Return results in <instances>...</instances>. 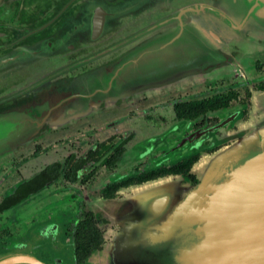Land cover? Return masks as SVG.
<instances>
[{"label": "water", "instance_id": "1", "mask_svg": "<svg viewBox=\"0 0 264 264\" xmlns=\"http://www.w3.org/2000/svg\"><path fill=\"white\" fill-rule=\"evenodd\" d=\"M172 1L89 2L81 19L84 29L91 25L87 43L105 32L111 14L122 16L124 9L136 19L123 28L118 23L115 42L81 64L123 52L73 79L64 76L71 66L62 64L55 74L11 85L3 101L9 104L0 107V153L55 123L69 125L121 100L235 69L233 47L250 16L264 34V0H198L168 12ZM256 104L253 114L261 120L206 156L196 166L198 183L162 179L124 199H107L111 210L120 209L103 217L123 229L116 247L102 254L113 259L105 264H264V102ZM19 263L43 264L28 254L0 257V264Z\"/></svg>", "mask_w": 264, "mask_h": 264}, {"label": "flooded vegetation", "instance_id": "2", "mask_svg": "<svg viewBox=\"0 0 264 264\" xmlns=\"http://www.w3.org/2000/svg\"><path fill=\"white\" fill-rule=\"evenodd\" d=\"M91 1L93 0H3L0 3V18L7 17L8 22L0 19V23L5 25L0 26V54L17 51L14 60L3 59L0 64L12 61L10 65L13 68L14 65H19L18 58L25 63L31 61L35 65H25L27 72L20 69V72L25 73L21 80H37L41 74L48 73L52 69L51 66L55 65L50 63V54L59 51L66 56L67 63H70L71 67L74 66L73 70H90L94 62L84 64L81 62L100 50L109 48L120 35V30L106 29L96 42L89 37L87 40L89 42L81 45L82 41L77 40L76 36L81 34L87 22L82 23L81 16L86 9L85 5ZM105 1L110 6H117L125 4L127 0ZM126 4L125 10L131 5L130 1ZM111 11L118 12L119 9L112 8ZM55 43L57 48L54 46ZM30 50L34 52L30 53ZM24 54L25 59H22ZM246 55L234 71L223 73L216 78L176 86L161 93L143 95L81 119L73 126L79 124L76 127L79 129L77 132L79 136L50 146L43 147L37 144L32 154L23 156L20 161L13 159L11 164L8 163L10 157L20 155L24 150L17 149L14 154L11 152L1 156L0 174L3 172L5 174L0 179V206L14 195L21 185L53 163L64 162L71 155L80 159L87 151L109 141L113 142L114 148L121 146L123 149L113 167L101 165L112 151L110 150L98 162L79 170L75 181L56 179L20 202L0 211V216L9 210L79 212L74 218L70 216L67 223L50 224L40 232H35V227H39L40 224L33 222L21 237L11 232L8 226L0 224L3 239L0 241V250L25 251L43 264H87V259L95 251L102 249L106 233L116 227L99 214L88 211L84 197L97 196L106 199L105 190L130 178L153 177L141 184L170 176L178 177L185 183H198L194 167L203 157L229 145L227 141L229 135L225 136L226 132L236 131L239 123L248 120L253 93L264 92V61L254 60L250 64ZM77 64L80 66H75ZM18 71L19 69L13 72L16 78L19 76ZM21 80L20 82H24ZM217 98L223 102L227 100V104L216 109H208L192 119L178 117L176 108L179 105L206 103ZM44 135L36 137L34 141L46 137ZM73 139L75 142L80 141L82 151L69 152L63 154L61 158L57 155L51 156L52 151L66 146ZM87 140L89 142H86ZM8 164L10 168L5 172ZM124 164L130 168L129 171L125 170L123 176L111 179L110 177ZM187 165L190 166L189 170L184 172ZM103 173L106 174L101 178L100 175ZM97 179L99 180L94 188L89 189V184ZM128 187L131 186L118 188L113 198L118 196L121 189ZM61 190L67 192L63 193L66 196L60 195ZM83 213H92L97 220L85 226L96 228L87 234L91 239L95 237L98 245L92 249L83 263H78L74 239ZM65 216L64 214V220Z\"/></svg>", "mask_w": 264, "mask_h": 264}, {"label": "rangeland", "instance_id": "3", "mask_svg": "<svg viewBox=\"0 0 264 264\" xmlns=\"http://www.w3.org/2000/svg\"><path fill=\"white\" fill-rule=\"evenodd\" d=\"M196 1H198V0H173L169 4V6H166V7H168L167 11L168 12L169 11H173L176 8H179V7H182V6H186V5H190V4H192V3L196 2ZM1 2H3V0H0V3ZM156 13H157V15H160L159 14L160 13L159 9L156 10ZM161 13H162V11H161ZM0 19H2L4 21H7V17H3V18H0ZM0 26H5V25L0 23ZM240 35L241 36H238V40L240 38V40L237 41L238 45L235 44L234 47H233V48L237 49V52H236L237 53L236 54L237 63H241L243 61V59L245 57V54H247L246 55V57H247L246 59H247V61L250 64L254 60L264 61V34H260V28L257 26L256 22L253 20V18L251 16H250V20L245 22V24L243 25V28H242V30L240 32ZM54 46L57 48L56 43L54 44ZM23 50H24V52L26 51L25 49H23ZM57 50H59V48ZM16 51L17 50L7 51V52H4V53H1L0 54V62L3 59L6 60V59H9L12 56H14L16 54ZM24 57H25V54L22 56V59H25ZM18 59H19L18 60L19 61L18 62L19 65H16V66L14 65L13 66V68H16V69L18 68L19 69V71H18L19 76L17 77L18 79L16 78V74H13V70H12L11 65H10L12 61L7 62L5 64H0V107H4L7 104H9L8 102H6V101L3 102V101L6 100V98H8L10 96L11 91H12L11 85H13L16 81L20 82V80L22 78H24L25 73L23 74V72H20V69H22L21 71H26L27 72V69H26L25 65H27V64H30L32 66L35 65V63H33L31 61H28V62L25 63L23 60L20 61V58H18ZM67 62L68 61L66 60V56H64L63 53L59 54L56 51L55 53L50 54V63L51 64H55V65L51 66L52 69L53 68H57L58 66H60L62 64H67V66H70V63H67ZM75 66H80V65L77 64ZM72 67H74V66H72ZM72 67H71L70 70L66 71V75H64V76H67L68 79H73L79 73L85 72L84 69H82V71L81 70L77 71V70H73ZM23 68H24V70H23ZM52 69L50 70L51 75L55 74L56 72H58L57 69H53L54 71H52ZM85 69H86V67H85ZM10 71H11L12 75L10 74ZM40 71H42V70H40ZM21 74H23V75L21 76ZM219 75H220V73L216 74V75H213L211 77H204V78L194 79L191 82L190 81H186V82L183 81V83L179 84L178 86L189 84L188 82L194 83V82H197V81H200V80L202 81V80H208L209 78H216ZM30 77H31V75H30ZM247 79H249V77H247ZM21 81L26 82L25 80H21ZM219 85H222V84H219ZM147 90H149V89H147ZM147 90H145V91H147ZM151 93H152V91H151ZM148 94H150V91L146 92V94H144V95H148ZM241 94L243 96V93H241ZM254 100H255V103L253 104ZM263 102H264V92H257V93L255 92V93H253L252 99H251V111L249 113L248 120L245 121V122L239 123L238 124L239 125L238 129L236 131L226 132L225 136H228V135H231L233 133L238 132L240 130V128L247 126L251 122L252 123L253 122L257 123V121L261 120L262 117H258V116L253 114V109H254L253 106H255L256 103H257L256 105H259V104L261 105V104H263ZM108 108H112V106H110V107L108 106L107 108L106 107L102 108V109H100L97 112H100V111L108 109ZM75 123L76 122L71 121V123H70L71 125H65V126H62V127H55L56 126V123H55V124H53L54 125L53 127L47 126L43 131H41V133H39L37 135L33 136L31 134H27V135L23 136V139H21L19 141V144H17L12 150L0 153V157L3 156L4 154H8V153H11V152L14 154V153H16L15 150H17V149L19 151L20 150H24L20 155H16L15 154V156H14L15 158L13 156L9 158V162L8 163L11 164V160H13V159H16L17 161L18 160L20 161V159L23 156H29L30 154H32L34 148L36 146H38L37 144H40L43 147L44 146H50V145L56 144L58 142H61V141L68 140V139L74 138L76 136H79L78 133H77V132H79V129L76 128V127H78L79 124H77V126L73 127L75 125ZM47 132H49L50 134L47 133ZM42 134H45L44 136H46V137L41 138V139L38 138L39 140L36 139L34 141V139L36 137H38V136H40ZM73 140L71 142H69L66 146H62V147L58 148L57 150L52 151L51 152L52 153L51 156L57 155L58 158H61L63 156V154H68L69 152H74L75 153V151H82V148H81V145H80L81 144L80 141L76 140V142H75V140L74 141ZM86 142H89V140H87ZM9 164L5 168V172L7 170H9V168H10ZM196 166H195L193 171H194V173L197 174ZM129 169L130 168L127 167V164H124L110 178L111 179L119 178V177L123 176V173H125V170L129 171ZM4 174H5L4 172L0 174V179L2 178V176H4ZM105 174L106 173L101 174L100 177L104 178ZM98 180L99 179L92 181V183L89 184L88 188L89 189L94 188L95 183ZM91 192H93V191H91ZM95 201L96 200L93 198L92 199V203L94 204ZM95 207L98 208L97 211H99V213L102 216L105 217V216H109L110 215L111 203L108 200H102L100 205L97 204ZM119 209L120 208L117 205L113 208V210H119ZM113 210H111V215L114 213ZM0 228H1V225H0ZM1 240H3V239H2V234L0 232V241ZM9 253H14V251L6 252L4 250H0V257L8 255Z\"/></svg>", "mask_w": 264, "mask_h": 264}, {"label": "trees", "instance_id": "4", "mask_svg": "<svg viewBox=\"0 0 264 264\" xmlns=\"http://www.w3.org/2000/svg\"><path fill=\"white\" fill-rule=\"evenodd\" d=\"M227 104L226 101H222L220 98L214 99L209 102H194L186 105H179L176 108V112L179 118L192 119L197 117L199 114L207 111L208 109H216ZM110 150V154L101 162V165L107 167H113L117 159L122 154L123 149L115 147L112 141L108 143H102L97 145L94 149L87 151L84 157L76 159L75 155L69 156L64 162L53 163L43 169L40 173L34 176L30 181L25 182L15 192V194L7 198L0 206V211L11 207L12 205L20 202L28 195L33 194L40 189L44 188L48 183L63 178L65 181L73 182L77 178L78 171L83 169L89 164L98 162L106 153ZM189 165L185 166L184 172L189 170ZM164 174V173H162ZM153 178L148 176L146 178L124 180L117 184L112 185L104 192L106 199H113L115 192L120 187L135 186L141 184L143 181ZM194 185V184H192ZM83 219L79 222L77 232L75 235V255L78 263H83L84 260L90 255L92 249L97 248L98 241L87 234L89 231L95 230L96 228L86 227L85 224H91L96 222L92 213H83Z\"/></svg>", "mask_w": 264, "mask_h": 264}, {"label": "crops", "instance_id": "5", "mask_svg": "<svg viewBox=\"0 0 264 264\" xmlns=\"http://www.w3.org/2000/svg\"><path fill=\"white\" fill-rule=\"evenodd\" d=\"M131 3V2H130ZM86 7L88 6H91L89 4H86L85 5ZM114 12V11H113ZM122 16L121 15H115V14H111L110 17L106 20V29L108 30H113L115 27H117V24L119 23L122 24V28L127 26V24L129 23V20L130 19H136L135 15H132L131 17L124 11V9L122 10ZM129 16V17H128ZM82 17V16H81ZM138 17V16H137ZM87 18V17H86ZM88 18H90L88 16ZM89 22V21H88ZM90 23V22H89ZM91 25L89 26H86L85 29L83 28V31H81V34L80 35H77L76 36V39L78 40H81L82 43L81 45L85 44L86 41V34L88 33V30H91ZM106 31V30H105ZM85 41V42H84ZM123 52V50H120L119 52H113V54H108L107 57H105L104 59H101V60H97L95 61L93 64L94 66L90 67V70L91 69H94L96 67H99L101 64H104L112 59H114L118 54H121ZM84 61V60H83ZM93 61H90L89 63H92ZM239 67V63L238 65L235 67V69ZM235 69L233 70H230V71H234ZM226 72H229V71H226ZM226 72H221V74L223 73H226ZM201 78H204V77H201ZM191 82V81H190ZM188 82V83H190ZM178 85H175V86H169L168 88L166 89H161V90H158V91H155V92H152V93H161L163 91H166V90H169L171 88H174ZM151 94V93H150ZM133 99H136V98H133ZM131 99H127V100H121V102L119 103H116L114 105H109L114 107L116 105H119V104H122L124 102H127ZM107 108V107H106ZM96 112H93L91 115L87 116V117H90L94 114H96ZM87 117H84V118H87ZM84 118H81V119H84ZM81 119H78L74 122H77ZM71 125V124H69ZM228 146V145H227ZM226 147V146H225ZM224 148V147H223ZM221 150V149H220ZM216 153V152H215ZM214 154V153H213ZM206 157V156H205ZM203 157V159L205 158ZM203 159L201 161H203ZM200 161V162H201ZM199 162V163H200ZM198 163V164H199ZM195 168V167H194ZM169 178H172V179H180L178 177H173V176H170V177H165V178H161V179H158V180H155V181H150V182H146V183H143V184H139V185H135V186H131V187H128L126 189H121L119 192H118V196L113 198V200H116V199H124L125 197L127 196H130L132 195L133 193V189L134 188H137V187H144L146 185H150L151 183H157V182H160L162 181V179H169ZM185 183V182H184ZM45 193V191L43 192ZM61 193L60 195H65L63 193H67L66 191H62L61 190ZM66 196V195H65ZM36 197V196H35ZM95 199V203L93 204L92 203V199ZM93 198H88L87 197H84V200L86 201L87 203V207H88V211H91L93 213H96V214H99L103 219L107 220L106 218H104L100 213L99 211H97L98 208H96L95 206L97 204L100 205V203L102 202V200H107V199H103V198H99V197H93ZM22 205V204H21ZM24 205V204H23ZM22 205V206H23ZM32 208L33 206L30 205ZM92 207V208H91ZM20 208V206H19ZM18 208V209H19ZM78 210H9L5 213H3L1 216H0V224L1 225H4V227H7L11 230V232H13L15 235L17 236H23L27 230L29 229L31 223H39L40 226L39 227H35V232H40L42 231L43 229H46L48 227V225L50 224H54V223H67V221H69V217L71 216V218L73 217H76L77 214H78ZM66 215L65 216V220L63 219V215ZM70 214V215H69ZM63 219V221H62ZM45 221H48L47 223H43ZM111 225H114L116 227V229H112V230H109L106 235H105V244L103 245L102 249L100 250H97L95 251L86 261L87 264H105L106 262H110V259H111V263L113 262V259L106 256V257H103L102 254L105 253V251L109 252L110 250H112L113 246L116 247V245L119 243L118 241V237H117V233L123 229L122 226H120L119 224H116L114 222H111L110 220H107ZM47 226V227H46ZM56 228V227H55ZM36 236V235H35ZM14 253H21V254H28V255H31L30 253L28 252H25V251H15ZM37 259V258H36ZM38 260V259H37Z\"/></svg>", "mask_w": 264, "mask_h": 264}]
</instances>
